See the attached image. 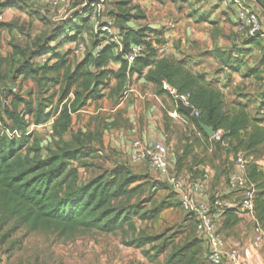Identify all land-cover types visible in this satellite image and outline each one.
<instances>
[{"label":"trees","instance_id":"16d2710c","mask_svg":"<svg viewBox=\"0 0 264 264\" xmlns=\"http://www.w3.org/2000/svg\"><path fill=\"white\" fill-rule=\"evenodd\" d=\"M113 1L118 10L109 11L107 15L112 18L117 29L120 49L111 36L97 32L90 50L80 60L71 63L69 51L60 54L56 52V45L49 48L48 42L45 45L37 44L29 59L22 60L13 70L14 81L20 77L22 80H34L36 94L28 92L23 96L19 92L12 93L10 87L6 91L0 89V205L5 210L8 208L10 215L19 217L21 223L30 229H53L60 236L90 230L113 233L124 225L134 229V217L141 220L155 219L162 210L172 206L165 199L153 201L151 197L144 201H129L137 190L136 186L129 188L136 177L130 178L127 174L121 177L126 172V168L121 166L111 169L107 176L100 174L78 183L77 169L73 163L80 164L91 156V152L84 149L82 140H79V134L69 142H62L45 156H40L36 139L27 132L30 125L38 126L53 118L51 130L61 138L69 129L72 115L87 102L101 99L112 79L116 83L111 91L117 94L128 88L132 75L136 74L154 84L156 94H166L172 101H175L174 95H186L188 105L193 107L197 115L184 114L175 107L176 112L183 115L204 139L210 138L200 124L211 127L214 132L221 131L220 140L215 142L232 146L235 152H254L264 143V92L257 97L259 103L252 111L250 99L235 103L231 110L225 109L223 93L215 81L205 73L194 71L185 58L177 59L162 54L159 47L165 43L163 30L129 24L131 19H145L139 5L130 8L135 9L136 13H130V9L124 10L122 7L125 8L131 0ZM257 1L264 8V0ZM15 5V0L0 3V15L4 9ZM88 11V7L82 13L74 11L73 16L58 26L59 31L51 40L63 34L67 41L76 40L81 29L88 26ZM4 26L5 23L0 21V35ZM261 34L244 38L241 47L231 46L227 51L215 49L214 56L222 68L239 73L251 51L247 46L263 50ZM99 45L100 50L95 52ZM133 45L143 46L144 51L128 63L123 56ZM46 53L51 54L47 61L36 64L34 56ZM3 62L4 59L0 57V66ZM111 62L117 63L118 68H111ZM261 65L264 70V58L259 59L255 66L247 67L243 77L261 81L263 70L258 69ZM163 83L174 94L163 89ZM57 85L59 89L50 92ZM4 100H8L7 105L2 104ZM14 132L18 135H14ZM30 139L35 141L28 145ZM32 151L34 155H31ZM182 157L176 159L178 169ZM245 173L255 189V219L263 226L264 170L252 161L246 165ZM147 202H151L148 208ZM233 211L225 207L219 216ZM161 238V235L133 237L123 242L126 246L141 248L149 260L169 247L165 264H205L200 254L202 241L195 235L181 244L168 243L167 239H163L160 245L151 247L155 250L151 255L143 248ZM203 257L206 260L205 250Z\"/></svg>","mask_w":264,"mask_h":264},{"label":"rangeland","instance_id":"374dc122","mask_svg":"<svg viewBox=\"0 0 264 264\" xmlns=\"http://www.w3.org/2000/svg\"><path fill=\"white\" fill-rule=\"evenodd\" d=\"M49 1L23 0L20 5L17 3L7 10L6 15L0 19L5 23L0 35V57L4 59L0 66V89L6 91L9 87L16 86L18 92L23 96H26L28 92L36 94L37 86L34 80L26 79L20 83L17 82L18 78L14 81L13 70L22 60L29 59V55L33 54L37 44L45 45L48 42L47 47L49 48L56 45V52L60 54L69 51L68 58L71 63L76 61L72 58L71 51L78 43L84 44V54L92 47L96 34L90 22L87 23L88 26L85 25L81 29L76 40L67 41L63 38L65 34L58 39L51 40L59 31L58 26L65 19L73 16L74 11L79 10L82 13L85 7H90L92 0H73L68 5L53 8L49 7ZM99 1L102 3L101 17L103 18L108 16L109 11L118 10V7L114 6L113 0ZM243 1L244 4L251 6L264 28V12L260 5L253 0ZM83 3L86 4L83 6ZM138 4L141 5V11L145 14V20L131 19L129 24L132 26L153 25L156 29L163 30L165 43L160 46V49L165 50L162 53L164 56L174 57L171 50H174L177 56L186 52L191 53L192 60L189 59L188 62L202 61L198 64L197 69H207V76L215 83L217 81L224 87L230 83L238 82L240 84L234 88L227 87L230 97L249 92L245 95V101L252 100L250 110L257 107V103H259L257 97L261 92H264L263 65L258 68L263 70V78L259 82L252 77L250 79L243 77V73L247 67L256 64L259 58H264L263 34V50L252 47L245 66L238 74L230 76L221 65L213 61L212 55H214L215 49L226 50L231 46L241 47L245 37L238 30L233 10L224 6L223 0H131L122 9H130ZM91 10L89 9V11ZM129 12L136 13V10L132 8ZM113 31L115 34L117 33L116 27ZM192 53L195 54L192 55ZM50 55V53H46L34 57L44 56L47 61ZM54 89L58 90L59 86H55L50 92ZM230 97L223 98L227 110H231V104H233ZM173 105H175V101ZM95 108H104V110H99L94 118L86 112L77 111L74 113L69 129L61 138L55 136L52 131L49 132V129H52L53 118L38 126L30 125L27 132L32 133V138L36 139V145L39 148L38 154L45 156L49 151L60 146L62 142H69L79 134V140H82L84 149L91 152V156L80 164L73 163L77 169L78 183L100 174L107 176L111 169L121 166L126 168V172H123L121 177L126 174L130 178L136 177V180L130 183L129 188L136 186L137 190L129 201H144L151 197L153 201L165 199L172 203V206L162 210L155 219L141 220L134 217L132 219L134 229L124 225L122 229L113 233L90 230L79 231L70 236H60L53 229H30L26 224L21 223L19 217L10 215L7 211L8 208L5 210L0 205V264H112L114 260L122 263L125 258L134 257L136 253L143 254L141 248L134 250V247L124 244L123 241L133 237L161 235L162 238L153 242L154 244H146L143 247L151 255L155 251L151 247L160 245L159 243L163 239H167L168 243L181 244L194 235L195 221L193 217L182 210L177 193L171 190L165 181L160 180L156 174H151L147 170L137 172L132 166L136 165L135 162H131L128 155L109 146H104L106 136L110 135L109 129H111L110 124L105 121L108 106L101 107L95 103ZM82 124L85 127L84 131L78 127ZM127 126L128 124H126ZM197 133L198 131L190 122L187 125L184 122L178 124L169 121L164 124V130L161 133L164 137L159 141L164 142L167 149L171 148V150L168 149L170 154L174 149L181 150L179 155L186 156L191 163L187 168L190 179H199L204 182L208 179L206 184L209 188L215 187L220 178L225 184L227 183L228 175L234 170L237 156H241L246 161V165L252 161L264 163V146H260L254 152L244 150L235 152L232 146L204 139L200 133V135ZM31 139L28 145L35 141ZM180 139H184L185 142L180 143ZM197 139L202 141H197ZM170 141L171 143H169ZM34 153L32 151L31 155ZM263 163L261 166L264 168ZM137 165L145 164L137 162ZM198 165L203 167L199 168ZM174 169L176 170V165ZM209 197L211 200L212 196ZM237 198L240 199V195ZM150 205L151 202H147L146 207L148 208ZM168 250H170L169 247L161 254L168 253ZM200 254L205 264H210L203 257V248L200 249Z\"/></svg>","mask_w":264,"mask_h":264},{"label":"crops","instance_id":"0c3cea01","mask_svg":"<svg viewBox=\"0 0 264 264\" xmlns=\"http://www.w3.org/2000/svg\"><path fill=\"white\" fill-rule=\"evenodd\" d=\"M5 1L7 0H0V3ZM22 1L23 0H15V3L16 4L18 3L20 5V2ZM253 1H255L256 4L258 3L257 0H253ZM139 6L140 9H142L141 5ZM11 8L12 7L4 9L2 12V16H5L7 10H10ZM107 17L108 16H104L102 20L106 19ZM140 25H147V24H140ZM140 25H135V26L133 25V26L137 27ZM148 26L155 28V26L153 25H148ZM163 37H164V33H163ZM247 47H249L252 50V47L254 46L249 45ZM229 49L223 51H227ZM160 51L163 52L165 50L161 48ZM171 51L174 54V57L177 59L185 58L187 61H190L189 59L192 60V58L190 57L191 53L189 52H186L185 54H179L177 56V54L174 53V50ZM251 52L252 51H250V54ZM193 54L195 53H192V55ZM212 59L214 62H216V64L218 63L220 65V62L214 55H212ZM199 63H202V61H196V62L191 61V63L188 62L189 66H191L192 69L194 68L193 69L194 71H197L199 73L202 72L207 75L208 74L207 69L204 70L197 69ZM254 65H251L250 67ZM109 66L113 69L118 68L117 63L111 62ZM223 69H225V71L229 73L230 76H232L233 74H238L236 72H229V70H227L225 67ZM247 79L250 78L247 77ZM23 81L24 80H22L21 77L17 80V82L20 83H22ZM115 83L116 81L112 79L109 88L104 89L103 97L101 99L97 101L87 102L85 106L77 110L80 112H86L87 114H90L94 118L99 110L102 111L104 110V108H95V103H98V105H100L101 107L108 106V108H106L107 111H106L105 121L110 124L109 127L111 129H109L110 135L106 136L107 138H106V142H104V146H109L111 148H114L116 151L125 153L126 155L129 156L131 151V143L134 140H138L144 145H150L155 142H162L159 140L160 138L164 137L161 133L164 130L165 123L172 121L174 123L181 124L182 122H184L185 124L188 125V121L184 118V116L176 112V108H175L176 104L173 105L174 101H172V99L166 94H156L154 84L150 82H146L143 77H138L136 74H133L128 88L124 90L122 93L120 92L118 94L111 91V88L115 85ZM216 85L221 89L224 98L230 97L227 91L228 89L227 87L231 86L234 88L235 86L236 87L240 86V84L236 82L235 84L230 83L226 85V87H224L223 85L219 84L217 81H216ZM248 93L249 92H244L243 93L244 95L231 96L230 97L231 102L233 103L231 105L234 106L235 103L246 102L244 98L245 95H247ZM173 112H176L177 115H173ZM126 124H128L127 127ZM78 127H80L81 131L85 130L83 124L80 126L78 125ZM197 134L200 135L199 132ZM109 140L111 141L108 144ZM198 140L201 139H197V141ZM184 142H185L184 139H180V143L183 144ZM188 142H190V140H188ZM169 143H171V141ZM261 146H264V143ZM168 149L171 150L170 147ZM175 151L177 152L174 154ZM180 152L181 150L174 149L173 153L170 154L168 151L169 168L171 171L176 172L186 183L191 184L197 181L198 179H190V176L187 172V168L190 167L189 165L191 163L190 161L187 160L188 158L185 155H184L185 157H182L181 161L179 162V166H180L179 169L178 168H176V170L174 169L176 165L177 157L181 156L179 155ZM255 162L259 164L262 170H264V168L262 167L263 165L261 164L263 163L262 161L261 162L255 161ZM129 163L132 164L130 161ZM135 164L136 165H132V166L133 168H135L137 172L147 170L151 174H156V176L160 180H163L162 175L155 173L145 163L144 164L146 166L137 165V163ZM198 167L201 168L203 166L198 165ZM233 171H235L238 174H241V171L238 169L236 164L234 166ZM206 182H208V179ZM206 182H204V188L200 194L201 200L209 202L210 201L209 196H212V198L220 197L222 200H224L226 208L234 209L233 212L226 213L225 216L223 215L217 217V221L223 238V250L225 252H229L232 250L236 251L239 254L240 258L249 262L250 264H264V244L259 247H254L252 244L251 236L253 233L252 227L254 224V219L251 214L243 211V209L240 207V199L237 198L239 196V192L232 191L231 189H229L227 183L225 184V182H223L221 178L219 179L218 184L213 188H209ZM194 235L196 236L195 228H194ZM201 247L203 248V253H204L205 244L203 242H201ZM134 250H137V248H135ZM166 256L167 253L159 255L153 260H149L143 254L136 253L134 254V257H129L128 259L125 258L122 263L118 260L117 261L114 260L112 264H165ZM222 264H231V263L224 261Z\"/></svg>","mask_w":264,"mask_h":264},{"label":"built area","instance_id":"2783aa9c","mask_svg":"<svg viewBox=\"0 0 264 264\" xmlns=\"http://www.w3.org/2000/svg\"><path fill=\"white\" fill-rule=\"evenodd\" d=\"M72 1L73 0H50L49 7L65 6ZM85 4L86 3H83L82 5L84 6ZM223 4L233 10L238 30L245 38L264 32L262 23L257 14L250 5L244 4L243 0H223ZM89 9L92 10L88 11L86 16L88 17V21L93 25L94 33L102 32L111 36L120 49L119 36L113 31L115 26L112 18L107 17L102 20V3L99 0H92L90 1ZM1 18L2 15H0V19ZM100 48L101 45L97 46L95 52H98ZM143 51V46L133 45L123 57L128 63H131L134 58L141 55ZM83 55L84 44L78 43L71 51V56L77 61L80 60ZM45 62L46 59L44 56L36 57L35 59V63L38 65ZM162 88L167 90L170 94H174V91L165 83L162 84ZM9 89L12 93L18 92L16 86L10 87ZM174 97L175 99L179 97L185 104H188L186 95H174ZM2 104L7 105L8 100L2 101ZM192 113L197 115V112L194 110ZM173 115H177V113L173 112ZM51 131L52 130L49 129V132ZM14 135H18V133L14 132ZM220 135L221 131L214 132L210 139L219 141ZM129 158L131 162L145 163L151 170L162 175L163 180L170 189L177 193L182 210L191 215L195 221L196 236L205 244V257L210 264H222L224 261L231 264H250L240 258L236 251L232 250L225 252L223 250V238L217 217L226 207L224 200L220 197H215L212 203H210V201L201 200L200 194L204 188L203 180H197L191 184L186 183L176 172L171 171L168 163L167 146L163 142L144 145L140 141L134 140L131 143ZM236 165L241 171V174L235 171L231 172L227 178V186L232 191L239 192L240 207L243 211L252 215L254 219L252 244L254 247H259L264 244V227L256 221L254 216V185L246 178V161L241 156H237Z\"/></svg>","mask_w":264,"mask_h":264},{"label":"water","instance_id":"95a60500","mask_svg":"<svg viewBox=\"0 0 264 264\" xmlns=\"http://www.w3.org/2000/svg\"><path fill=\"white\" fill-rule=\"evenodd\" d=\"M259 5L262 7V9L264 11L263 6L260 3H259ZM175 104H176L177 109L179 111L183 112L184 114H187V115H191L192 114L193 107L188 105V104H185L184 101L181 98L177 97L175 99ZM200 127L202 128L204 133L208 136V138H211L213 136L214 131H213V129L211 127L205 126L203 124H200Z\"/></svg>","mask_w":264,"mask_h":264}]
</instances>
